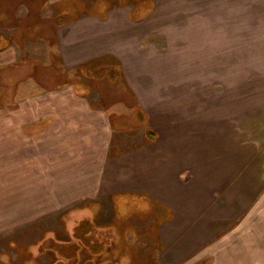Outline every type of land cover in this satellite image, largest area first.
I'll use <instances>...</instances> for the list:
<instances>
[{
  "label": "rangeland",
  "instance_id": "rangeland-1",
  "mask_svg": "<svg viewBox=\"0 0 264 264\" xmlns=\"http://www.w3.org/2000/svg\"><path fill=\"white\" fill-rule=\"evenodd\" d=\"M122 8L129 10L128 16ZM82 17L115 24L109 49L123 60L112 55L83 67L66 66L52 45L54 32ZM0 35L11 45L8 55L18 57L0 68V117L18 120L21 134L38 138L35 149H41L42 133L55 135L58 112L49 102L71 117L80 115L87 103L113 105L114 150L146 142L162 109L173 108L175 116L186 109L201 117L203 102L211 104L212 114L229 104L235 109L227 117L236 116L243 124L244 169L249 178L258 174L259 195L264 194V0H0ZM122 69L145 90L140 93L153 113L151 124L138 109ZM26 103L33 104L25 109ZM66 121L73 122L69 117ZM70 140L66 143L74 145ZM46 143L54 148L55 142ZM0 164L9 170L11 156L2 157ZM9 175L0 173V264H87L91 259L97 264H165L148 221L157 208L145 196H120L114 205L104 206L92 198L43 204L45 194L13 203L9 179H4ZM243 182L246 196L248 182ZM91 213H98L100 224L114 223L124 236L88 235L90 246L120 239L108 253L93 255L76 236L77 222ZM78 247L81 260L73 257Z\"/></svg>",
  "mask_w": 264,
  "mask_h": 264
},
{
  "label": "crops",
  "instance_id": "crops-1",
  "mask_svg": "<svg viewBox=\"0 0 264 264\" xmlns=\"http://www.w3.org/2000/svg\"><path fill=\"white\" fill-rule=\"evenodd\" d=\"M65 11L63 7L61 12ZM121 13L128 16L130 12L122 8ZM114 26L107 18L82 17L57 26L52 45L57 46L56 51L69 67H83L105 57L113 59L112 55L123 60L121 54L109 49ZM0 39L2 68L18 57L8 55L11 45L2 35ZM122 75L137 97L138 109L148 114L151 124L153 113L140 93L145 90L136 87L123 69ZM49 103L50 108L57 109L58 120L55 135L42 133L40 150L35 149L38 138L19 132L18 120L0 117V160L11 156L9 170L0 164V173L10 174L4 179H9L13 203L45 194L43 204H74L92 198L98 206H104L114 205L116 197L137 194L157 208L148 221L151 237L161 245L159 258L165 264H264V194L259 195L258 174L249 178V169H244L243 124L237 123L236 112L235 117H227V111L235 106L225 104L218 114H212L211 104L203 102L201 117L186 109L183 116H175L173 108L162 109V115L155 116L154 132L148 133L146 142L114 150L113 105L102 108L87 103L82 105L80 115L71 117L64 116L58 103ZM32 104L26 103L25 109ZM67 117L73 122L66 121ZM45 140L55 142L54 148ZM66 140L74 141V145L69 146ZM244 179L248 182L246 196ZM67 188L74 192L67 193ZM97 215L81 217L77 225L91 219L95 227L87 235L124 237L114 230V223H98ZM118 240L98 243L96 253H108ZM77 253L83 259L79 247Z\"/></svg>",
  "mask_w": 264,
  "mask_h": 264
},
{
  "label": "trees",
  "instance_id": "trees-1",
  "mask_svg": "<svg viewBox=\"0 0 264 264\" xmlns=\"http://www.w3.org/2000/svg\"><path fill=\"white\" fill-rule=\"evenodd\" d=\"M93 227H95V225H94V222L91 219H84L83 221H81L79 223V225H77L75 227V230L80 232L78 235H76L77 234V232H76L75 235L77 237L81 238L82 243H84L87 246V248L90 250V252H92V254L95 255V253H96L95 246L92 247V246H90V244H88L87 239H89V238H88V235L86 234V233H89ZM51 241L52 242H50V243H52L53 245L55 243H57V242H54L53 239H51ZM56 251L61 253V251L59 249H56ZM79 255H80L79 253L73 255L75 260H80ZM91 261H92V264H97L92 259L89 260L87 264H90Z\"/></svg>",
  "mask_w": 264,
  "mask_h": 264
}]
</instances>
